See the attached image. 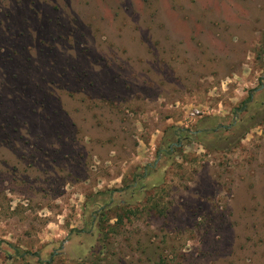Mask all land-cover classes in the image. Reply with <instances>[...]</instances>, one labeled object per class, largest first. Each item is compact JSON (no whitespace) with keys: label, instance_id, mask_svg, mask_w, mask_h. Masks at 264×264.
Returning a JSON list of instances; mask_svg holds the SVG:
<instances>
[{"label":"rangeland","instance_id":"374dc122","mask_svg":"<svg viewBox=\"0 0 264 264\" xmlns=\"http://www.w3.org/2000/svg\"><path fill=\"white\" fill-rule=\"evenodd\" d=\"M0 264H264V0H0Z\"/></svg>","mask_w":264,"mask_h":264},{"label":"trees","instance_id":"16d2710c","mask_svg":"<svg viewBox=\"0 0 264 264\" xmlns=\"http://www.w3.org/2000/svg\"><path fill=\"white\" fill-rule=\"evenodd\" d=\"M253 97H254V95L250 94V95L247 97V99L243 102L242 107H241V109H239V110H240V111H245V110H247L248 106L252 103V101H253V99H254Z\"/></svg>","mask_w":264,"mask_h":264}]
</instances>
